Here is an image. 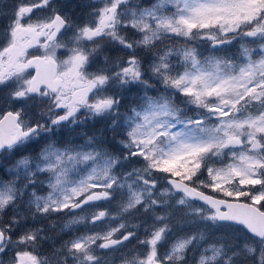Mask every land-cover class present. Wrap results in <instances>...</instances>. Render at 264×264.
<instances>
[{"label":"snow or ice","instance_id":"snow-or-ice-1","mask_svg":"<svg viewBox=\"0 0 264 264\" xmlns=\"http://www.w3.org/2000/svg\"><path fill=\"white\" fill-rule=\"evenodd\" d=\"M0 15V264H264V0Z\"/></svg>","mask_w":264,"mask_h":264},{"label":"rangeland","instance_id":"rangeland-1","mask_svg":"<svg viewBox=\"0 0 264 264\" xmlns=\"http://www.w3.org/2000/svg\"><path fill=\"white\" fill-rule=\"evenodd\" d=\"M11 2L12 0H0V13H9L11 12L12 10V7H11ZM76 15L79 16V17H82L83 16V12L81 9L77 8L76 10ZM85 11V10H83ZM83 19V18H82ZM7 23V19L3 16V15H0V27H3L4 24ZM68 35L70 36L71 33H68ZM204 46V45H203ZM206 47V46H204ZM11 177H6L3 175V173H0V179H10ZM41 179H44V177H41ZM47 192V188H43L41 190V194H46ZM116 201H114L111 205H105L106 207H109L111 210L115 211L116 210ZM135 222L139 223L140 220L137 219ZM90 226H87V225H81L79 226V232L82 233L84 231H86ZM201 229H203V225L200 226ZM79 234V233H77ZM139 234L143 235V228H141L139 230ZM179 234L175 228H174V232H173V235L169 237L168 241L165 243V246L164 248L161 249V251H164L166 250V248L168 246H170L172 240L175 238V236ZM71 233L69 234H64L61 236V239L62 240H67L69 238H71ZM217 235H220L219 233ZM133 244L131 246H128V249H121L117 252H111V253H104V254H100L102 256H105L107 261H108V264H121V258L123 255H125L129 249H131L133 246H135L136 242L133 241L132 242ZM99 254V253H98ZM196 251H194L190 256H188V264H195V260H196Z\"/></svg>","mask_w":264,"mask_h":264},{"label":"trees","instance_id":"trees-1","mask_svg":"<svg viewBox=\"0 0 264 264\" xmlns=\"http://www.w3.org/2000/svg\"><path fill=\"white\" fill-rule=\"evenodd\" d=\"M12 5H13V1L11 2V7H12ZM85 11H87L86 9H85ZM230 47V52L228 53L229 55H231V53L232 52H235L236 51V49L239 47L238 45H235V46H229ZM204 46L203 45H199L198 46V50H200V51H204ZM112 54L115 56V55H122V53H118V52H116V51H113L112 52ZM204 54L205 55H207V54H209L207 51H205L204 52ZM217 55H223L224 53L223 52H217L216 53ZM161 87V90H162V86H160ZM129 99H131V98H129ZM121 111H123V109H121ZM100 127H102V125L101 124H96L95 125V128H93L92 126H91V122L89 123V125H83V126H81L80 128H78L77 130H76V132H74V133H72V135L71 136H66L65 137V139L66 140H71V141H73L74 143H77V144H81V143H83L84 141H83V138L81 137V133H88V134H91L93 131H95L96 129H98V128H100ZM141 235V234H140ZM141 236H143V235H141ZM195 250H193V251H190L189 252V254H188V256H190L193 252H194ZM197 255V254H196Z\"/></svg>","mask_w":264,"mask_h":264},{"label":"flooded vegetation","instance_id":"flooded-vegetation-1","mask_svg":"<svg viewBox=\"0 0 264 264\" xmlns=\"http://www.w3.org/2000/svg\"><path fill=\"white\" fill-rule=\"evenodd\" d=\"M13 1V5L15 4V3H17V0H12ZM45 13L44 12H37V15H44ZM84 19L85 17H84V15L82 16V17H80V19ZM58 246V245H57ZM39 251L42 253V254H44V255H51V251H52V249H51V247L49 246V244L48 243H44L42 246H41V248L39 249ZM9 255H11V254H9ZM6 259V258H5Z\"/></svg>","mask_w":264,"mask_h":264}]
</instances>
